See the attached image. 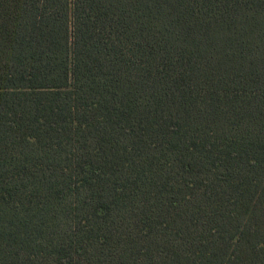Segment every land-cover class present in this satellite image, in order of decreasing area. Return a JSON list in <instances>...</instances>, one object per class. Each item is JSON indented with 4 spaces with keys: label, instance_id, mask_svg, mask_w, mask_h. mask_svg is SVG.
Listing matches in <instances>:
<instances>
[{
    "label": "trees",
    "instance_id": "1",
    "mask_svg": "<svg viewBox=\"0 0 264 264\" xmlns=\"http://www.w3.org/2000/svg\"><path fill=\"white\" fill-rule=\"evenodd\" d=\"M0 264H264V0H0Z\"/></svg>",
    "mask_w": 264,
    "mask_h": 264
}]
</instances>
